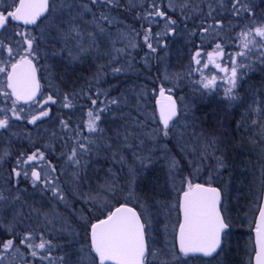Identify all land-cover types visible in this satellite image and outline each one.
<instances>
[{"label": "snow or ice", "instance_id": "snow-or-ice-1", "mask_svg": "<svg viewBox=\"0 0 264 264\" xmlns=\"http://www.w3.org/2000/svg\"><path fill=\"white\" fill-rule=\"evenodd\" d=\"M119 6V0H13L10 6L0 11V31L7 32L12 22L40 29L39 37L32 35L30 31L14 33L23 42L21 45V40H16V49L12 44L0 40V52H6L8 57L7 60L0 58V74L4 77L0 81V89L10 90H4L0 94L14 97L10 109H0L4 113L3 118H0V129L8 130L11 127L8 111H11L16 120L24 118L21 115L24 109H17L21 101L38 108V114L31 115L29 124L37 125L38 121L49 117L50 111L46 106L56 104L57 101L52 95H48L41 103L38 65L42 58L47 60L49 56L60 57L67 64L80 63L89 57L95 60L107 58V64L97 66V73L93 77L95 79L109 67L113 75L123 71L122 67L113 65L118 63L121 55L131 56L129 48L135 50L140 46L136 38H142L143 45L150 53H156L158 47H166L161 42V37L174 34L177 21L162 10L156 0H151L150 10L137 15V19L147 21L146 28L141 26L143 31L132 29L129 32H112V28L120 21L108 13ZM220 6L224 7L223 0ZM93 8H106L108 11H101L97 15ZM169 8L173 12L179 10L185 20L191 18L187 15L192 9L191 0H170ZM208 8L207 17L212 18L215 23L205 27L202 21L199 25L202 36L210 30L224 28L223 23L215 20L213 13L217 10L212 3L208 4ZM231 13L236 18L244 14L251 17L249 23L243 25L235 35L232 34L234 26L231 24L226 33L227 43L239 50L226 53L225 43L219 41L215 42L212 51L205 52L203 48H196L185 73L188 77L199 74L200 79L192 83L201 95L215 90L219 78L227 85L223 89V97L229 103L237 99L235 90L243 75L240 70L252 68V64L245 61L253 48L259 49L258 59L264 64V14L257 17L249 0H231ZM89 14L91 19L86 18ZM156 18L164 21V30L154 34L152 25L158 22ZM256 37L260 40L257 41ZM41 42L48 46L43 53ZM118 43L123 44V47L117 48ZM210 67L215 70L211 78L205 75V70ZM164 79H171L176 82L174 86H178V81L183 76L165 75ZM172 92L173 88L160 85L156 98L158 120L155 112L145 114L144 106L140 103L145 95L143 90L137 93L134 108L136 115L132 111H122L123 107H127L126 97L123 96L99 101L101 106L98 107L101 95L98 90L97 98L90 95L87 97L92 107L83 113L75 128L71 127L69 120L60 119L61 129L66 133L71 132L66 139L61 137L66 151L62 150L60 153L64 166L71 169L68 188L71 200L61 186L59 176L53 175L57 172V167L46 160L44 151L36 148L30 155L20 153L16 158V167L12 168L10 174V180L12 177L16 178L15 186L0 190V228L10 237L0 241V264H3L5 254L9 253L19 255L24 264H188L189 258L197 254L211 258L206 264H211L212 260L219 264L218 257L225 252L231 236L232 220L227 214L222 189L213 186L212 176L209 175L206 182H198V177L205 161L214 160L216 171L225 167L222 141L215 132H205L194 113L189 121V109L187 106L178 108ZM80 94L74 91L64 93L61 107H76L74 101ZM103 94L107 97L106 92ZM255 111L261 114L264 113V108H257ZM104 113H111L113 118L118 116L122 121L115 130L114 137L107 136L100 126ZM182 120L185 123L182 124ZM151 124L157 126L151 127ZM252 126L258 129L252 137V143H259L261 159L264 160V121L253 119ZM237 127L242 128L243 122ZM52 135L55 137L56 134ZM172 140L176 141V153L168 147ZM147 142H151L153 147L148 148L145 153ZM45 147L53 150L50 145ZM157 149L163 153L162 158L167 168L166 183L175 196L171 202L156 201L150 204L151 194L141 187V182L145 179V173L159 158ZM126 150L131 151L135 166L128 165L124 154ZM101 151L109 154L105 158L111 160L113 167L107 169L103 183L97 182L93 187L87 170L92 157H98ZM9 155L10 150L0 149V161ZM182 160L192 169L187 175H183ZM41 163L45 167L40 168ZM23 165L31 166L32 187L36 189L42 184L43 191L51 192L50 199L63 204L70 210L75 221L81 224L82 241L79 239L81 231L72 227L71 222L55 206L42 213L40 209L28 206L29 211L25 214L26 204L22 202V190L18 187L21 177L29 179V170ZM116 165H119L121 171L127 167L126 177L120 176L115 169ZM121 179L124 180L123 183ZM260 192L264 194V167L261 169ZM76 203L82 207L75 208ZM153 207L162 210L166 217H171L173 211L177 213L176 222L171 225V233L168 232L169 224L164 225L165 234L171 235L172 239L162 248H156L150 243L153 227L150 209ZM256 210L255 264H264V202ZM6 211L13 213L7 226L3 222ZM33 213L43 216L44 226L40 227L38 222L36 227L29 225L18 231L17 225H22L25 219H31ZM54 222L62 225L56 234L57 238L60 233H67L72 237L68 246L74 243L80 245L77 261L66 260L63 255L53 257V250L61 247L49 238L53 229L48 225H54ZM25 255L31 257V261L25 259Z\"/></svg>", "mask_w": 264, "mask_h": 264}, {"label": "trees", "instance_id": "trees-1", "mask_svg": "<svg viewBox=\"0 0 264 264\" xmlns=\"http://www.w3.org/2000/svg\"><path fill=\"white\" fill-rule=\"evenodd\" d=\"M203 1L205 3L209 2V0H191L192 9L187 13V15L191 18L187 20H185L184 16L179 11L173 12L170 10H166L163 0H156V3L162 10L167 11L168 15L177 21L175 25V32L178 35H180V33H183L184 35L185 32H189L191 29L195 30L196 32L198 29H200L201 32V28L199 27V25L202 23V21L204 22V26L207 24V22H209V24L215 23L213 19H210L209 21V17H207V12L202 13L199 11H195V4L197 3L203 7ZM249 2L253 6V10L256 16L259 10L262 11L264 9V0H249ZM119 4V7L113 9L110 13H108L111 16L115 17L118 21H120L119 24L115 25L112 28L113 33H115L117 30L129 32L132 29H136L137 31H143L141 26L143 25L144 28L148 26L147 21L137 19V15L143 14L145 10H150L151 0H119ZM223 5L224 7H220V9L217 10L227 11L230 9L231 12V0H224ZM101 11L107 12L108 10L106 8H97L94 10L97 15H99ZM262 13H264V10L262 11ZM215 14L216 13H214V15ZM261 15H259L258 17H260ZM229 16L230 17L221 15L220 21H222L223 19V23L226 24L229 23L232 18H234L235 21L244 23L243 25H245L249 23L247 19H251V17H249L247 14H244L239 18L234 17L232 13L229 14ZM156 20L158 22L152 25V32L154 34L157 32H162L164 30V21L160 20L159 18H156ZM12 24L16 25L17 23L12 22ZM183 35L182 37H178L177 42H175V39L177 38H172V41L174 43H178L182 46H185L187 42L183 39ZM171 36L172 35L161 37V42L163 44H166V47H158V51L156 53H150L146 46L143 45L142 38H136L140 46L137 47L135 50H128L131 53V56H120L118 63L114 64L113 66L122 67L123 71L115 75L112 74L111 68L109 67L105 69L104 73L93 79V77L97 73V66L99 64H107V58L95 60L89 57L88 59L80 63L67 64L66 61L62 60L60 57H57L56 60L49 62L50 68L53 66L52 68L56 70V73L53 77V81L56 84V89L58 93L57 101L61 103L62 96L66 92L74 91L76 93H81L77 96L76 100L74 101L76 107L72 109H64L61 107V104L60 107H53L50 110L49 117L45 118L44 132H42L43 139L41 140H38L37 136L33 135L37 131L30 133L28 141L14 139L0 140V149L10 150V155L0 161V183L5 184V182L9 181L12 168L15 167L13 163L15 157L19 156L22 152L25 153V155H30L31 152L35 151L36 148H41L42 151L45 152L46 160L51 161V163L57 167V172L53 175L59 176L60 184L64 188L65 192L68 193L69 200H71L72 196L68 192V188L70 185L71 169H68L66 168V166H64V161L60 156L62 150L66 151V149L63 148L64 140H62L61 137H64L66 139L68 135H71V132L66 133L64 130L61 129V125L59 122L60 119L69 120L71 127L75 128L77 123L82 118L83 113H85L88 108L92 107L91 102L87 97L90 95L92 96V98H97L96 93L98 90L101 93L98 98V107L101 106L99 104V101L105 100L106 98L111 99L113 97L123 96L126 97L125 103L127 104V107H123L122 111H132L133 115H136L134 108L137 103V93L143 90L145 92V95L141 98L140 103L144 106V110L151 108L154 112L156 110V98L154 89L159 88L160 83L162 82L161 80L163 79L162 74L159 70L158 63L162 58L165 57V55L167 56L169 61L170 59L172 60V56L169 54L171 53L169 51V43L171 42ZM190 39V45H187L188 47L185 49V53L192 52V47L195 49L209 48L206 44H202L203 47L198 44L199 40L197 34H194L193 37L190 35L189 40ZM217 41L223 43L219 36L218 39L214 38V44ZM116 47H123V44L118 43ZM245 75L248 81L264 85V66H259L258 69L253 71L248 69ZM240 86L241 83L239 84V87ZM51 91L53 90L51 89ZM105 92L107 93V97L103 94ZM225 105H228V103L224 102L223 106ZM200 107L201 106L199 105V108L196 109V117L197 120L200 122L203 130L205 132H215L216 136L219 137V139L222 141L221 147L223 148L224 152H227L226 158L230 165L233 164L235 166L236 164V166H238H235L236 168L244 167L246 164L245 161H242L244 156L243 149L252 147L247 144V139H249L250 137L249 133H241V129L235 127L234 114L224 112L223 114H221L223 115V123L220 126L222 130H219V124L217 123V120H213V118L209 116L206 117L205 113L208 111H206V109L203 107L202 109H200ZM83 118L86 119V116H84ZM121 123L122 121L119 119L118 116L116 118H113L111 113H104L101 117L100 126L105 130L107 136L114 137L115 130L120 127ZM0 133H6V135H8L10 133H14V131H10L8 129ZM53 133L56 134L55 137H53ZM220 135L222 136V138H220ZM237 142H240L241 146H235ZM161 143H163V141ZM175 144V140H172L168 143V147L172 150L173 153H176L177 151ZM45 145H50L53 150H49L45 147ZM146 147L152 148L153 145L150 142L149 144H146ZM158 153L159 149H157L156 152L159 158L148 170V172L145 173V179L141 182V187L144 188L146 191L150 192L151 195H155V197H164V193L159 190L157 183L153 182V179L157 181L160 178L163 179L164 176L165 178L167 177V168L165 161L162 157H160ZM124 154L126 156V159L134 160L131 151L126 150ZM108 155L109 154L101 151L98 157H92V162L87 170V175L90 178L89 182L93 185V187L97 182L103 183L104 177L107 173V169L113 167L111 160L105 158ZM132 166H135L133 162ZM182 167L184 168L183 175H186L189 171H192V169L188 167L187 162L183 160ZM126 168L127 167H125L123 171H121L119 165L115 166L116 171L120 174L121 177L127 176L125 175V173L127 174V172L125 171ZM198 181H202V179L199 178ZM28 182L31 183L30 174ZM123 182L124 180L121 179V183ZM5 188L8 187L4 185V187H0V190H3ZM42 189L43 187L40 186L36 189L29 187L27 195H25V190L21 189L22 202H25L26 204V206L24 207L25 214L27 215L29 211L28 206L40 209L41 213L46 212L51 207L55 206L58 212L65 216L71 222L72 227H75L76 229L81 231V237L83 238L81 224L77 223L75 219L70 215V210L66 209L63 204H59L55 200L50 199L51 192H45ZM85 190H87V185L85 186ZM5 195H8V192H5ZM74 206L77 209L82 207V205L79 203H76ZM11 215L13 216V213L11 211H6L3 214V217L7 218ZM38 219L41 222L43 216L37 213H33L31 219H29V225H31L32 227H36L38 225ZM39 226L43 227L44 225ZM26 227H28L27 219H25L24 226L22 224V228L20 229V231ZM48 227L50 229H53L52 234L50 236L53 240V243L60 245L61 247L59 249L71 251L72 246H68V241L71 240L72 237L67 235V233H60L59 239H57L56 234L57 232H59L60 229L52 225H48ZM235 228L237 227L235 226ZM239 231L241 232L240 234H238V237H236V234L234 235L236 249L235 247L231 246L234 249H228L227 254H221V256L218 257V261L220 262V264H252V260L248 259L249 255H247V258L244 257L246 252L243 249H238L239 243H237L240 238H242V241L243 239H246V236L244 234L247 232H251V229H241ZM8 237L9 235L5 232V230L0 229V241L8 239ZM24 251L26 252V250ZM4 257L9 258L11 264H24V260L21 259L19 255L9 253L5 254ZM25 259L31 261V257H28L26 255ZM189 260V264H206V262L211 260V258L206 259L202 257H191L189 258ZM211 264H217V261L212 260Z\"/></svg>", "mask_w": 264, "mask_h": 264}, {"label": "rangeland", "instance_id": "rangeland-1", "mask_svg": "<svg viewBox=\"0 0 264 264\" xmlns=\"http://www.w3.org/2000/svg\"><path fill=\"white\" fill-rule=\"evenodd\" d=\"M172 2H175V0H172ZM12 3H13V0H0V9L4 10L8 6H10ZM163 3L165 4L166 10L172 11V9L169 8L170 0H163ZM209 3H212L213 8H216V10L220 9L221 7L220 6L221 0H209V2L207 3H205L204 1L202 2V5H204L203 7L196 3L194 9L196 12L199 11L202 13L204 12L208 13ZM223 3H224V0H223ZM95 9L97 8H93V11ZM262 11L260 10L258 11L257 17L261 15ZM215 13H216L215 15L213 13L215 20H219V21L221 20V17H220L221 15L230 17L229 14H231L230 9L227 11L217 10ZM86 18L91 19V15L90 14L87 15ZM210 19L212 18H209V21ZM247 20L249 21V18ZM220 22L223 23V19ZM230 24L234 26L232 29V34L235 35L236 33L240 31L244 23L235 21V19L232 18L229 23H226V24L223 23L224 25L223 29L210 30L207 34L203 36L201 35L200 29H198L197 32L191 29L189 32H185L184 35L183 33H180V35H178L175 32L174 34H172L171 42L169 43V51L171 52L169 54L172 56V60L170 59L169 61L167 56L165 55V57L162 58L160 62L158 63L160 73L162 74V77H163L160 85L164 84L166 88H173L172 94H174L177 97L180 108L187 106V108L189 109V121L191 119L192 113H194L196 116L197 114L196 109H198L200 105L201 106L200 109H202L203 107L206 109V111H208L205 113L206 117L209 116L213 118V120L214 119L217 120V123L219 124V130H222L220 126L223 123L222 121L223 115L221 114H223L224 112V113L234 114L235 127L238 128L237 125L243 122V127L239 128L241 129V133L247 132L250 135L249 139H247L248 140L247 144H249L252 147L243 149L244 156H243L242 161L243 162L245 161V164H246L244 167L236 168L238 167L236 166V164H235L236 167L233 164L230 165L226 158L227 152H224L222 148L224 160H225V167L219 169V171H216L214 160L205 161L204 168L199 173V177H198V179L201 178L202 181L206 182L208 179V176L211 175L212 183H216V182L220 183L222 190L224 192V204L227 209V214L231 217L232 228H233V230L231 231V236L225 248V252H224L225 254H227L228 249H234L233 247H235L236 249L234 235L236 234V237H238V234H240L241 232L239 230L241 229L250 230L251 226H253L252 223H253V220L257 212L256 209L258 208L260 199H261L260 182H261V169L263 167V160L261 159V146L259 145V143L257 144L252 143L253 135L258 132V129L252 126V120L258 119V120L264 121V113L258 114L255 111V109L257 108H264V85L256 84L252 81H248L245 75L248 69H241L240 71L243 73V75L241 79H239L237 89L235 90V94L237 95V99L235 101L229 103L224 99L223 89L224 87H227V85L224 84L223 81H221L219 78L217 79V88L215 90L205 95H201V92L197 91L192 83V81L200 79L199 74L196 73L192 77H188L187 75H185L187 71V66L190 63L191 54L195 50V48L192 47V52L190 53H185V49L188 47L187 45L191 42L192 38L189 40L190 35L193 37L194 34H197L198 40H199L198 44H200V46H202V44H206L207 47H209V48L204 49L205 52L212 51V49L215 46L214 38L218 39V36L221 38L223 43H225L226 53H233L235 51H238L239 49L237 47L227 43L228 38H227L226 33L229 32ZM208 25H209V22H207L205 27H207ZM20 31H30L32 35H35L37 37L40 36L39 28L24 27L20 24L18 25L17 23L16 25L15 24L10 25L9 30L7 32L3 31L1 40H4L6 43L12 44L13 48L16 49L17 48V45L15 44L16 40H21V45L23 43L21 37L14 35V33L20 32ZM182 35H183V39L187 42L185 46L184 45L182 46L178 43H174L172 41V38H177L175 39V42H177L178 37H182ZM255 39L257 41L260 40L259 37H256ZM249 47H252V45H249ZM45 48H48V46L43 44V42H41V52L42 53ZM50 51L51 49L49 48V53ZM258 55H259V49L253 48L252 52L249 53L248 59L245 61V63L252 64V68L250 69L251 71L258 69L259 66H264V64H261L259 62ZM0 58L7 60L8 59L7 53L0 52ZM56 59L57 57H51V56H49L47 60L42 58L39 61V64L43 68L41 69L43 70V74L45 76L44 77L45 86L48 88V92L54 93L57 98L58 93L56 89V84L53 81V77L56 73V70L52 68L53 66L51 68L49 66V62L54 61ZM45 65L47 66V70L49 71L47 76H46ZM214 71L215 70L210 67L208 70H205V75L211 78V74ZM176 74H180L183 76V79H180L178 81V86H174V84L176 83L175 81L171 79L170 80L164 79L165 75H168L171 77ZM3 79H4L3 74H0V81H2ZM240 83H241V86L239 87ZM51 89L53 91H51ZM158 89H154L155 98L157 97ZM4 90L6 89H0V93H2V91ZM44 96H45V93L43 94L42 97ZM181 97H183V100H181ZM8 98L9 97H4L2 94H0V109L8 108L7 106H5L7 105L6 101L8 100ZM224 102L228 103V105L223 106ZM144 111L146 115H151L153 113V110L151 108L146 109ZM154 112L158 118L157 111L155 110ZM3 116H4V113L0 112V118H3ZM181 123L183 124L185 123V121L182 120ZM14 124L15 122L11 121L10 128L15 127ZM198 124L201 127V124L199 121H198ZM156 126H157L156 124H151V127H156ZM189 131H191V129H189ZM220 138H222L221 135H220ZM149 143L150 142H147L146 144H149ZM235 146H241L240 142H237ZM147 149L148 147H146L145 145V152ZM158 154L160 155V157H163V153H161L160 151ZM219 154L220 153H217V155ZM127 161H128V165H132V162L134 163V160L132 159H127ZM125 171L127 172V168ZM125 175L127 174L125 173ZM166 181H167V177L165 178V176L163 177V179L160 178L157 181L153 179V182L157 183L159 190H161L164 193V197H161V196L155 197V195L152 194L151 199L149 201L150 204L155 203L156 201H161V202H171L172 201V198L175 196V193L169 191L168 184L166 183ZM24 190H25V195H27L28 189H24ZM150 213H151L152 221H153L150 243L154 244L156 248H162L165 246L166 243H168L172 239L171 235L165 234L164 225L166 223L169 224L168 232L171 233L172 232L171 225L176 222L177 213L173 211L171 213V217H166L164 212L162 210H159L156 207L151 208ZM12 217H13L12 215L7 218L3 217V222L5 226H7L8 223L12 220ZM27 221H28V226H29L30 224L29 219H27ZM42 221L40 222L39 219L37 220V222H40L39 225L41 226L43 225ZM23 226H24V223H23ZM52 226H55L59 229H61L62 227V225L58 222H54V225ZM235 226L237 228H235ZM21 228H22V225H17L18 231H20ZM0 229H3V228H0ZM77 231L79 230L77 229ZM250 234L252 236V246H251ZM244 235L246 236V239H243L242 241V238H240L239 241L237 242L239 243L238 249L245 250L246 254L244 255V257L247 258V255H249L248 259L252 260V254L254 253L253 232L252 233L247 232ZM50 236L49 238L51 239ZM79 239L81 241L83 240L81 236L79 237ZM71 246H72L71 251H65V249H59V248L54 249L52 252L53 257L63 255L65 256L66 260L77 261L79 257L78 249L80 245L74 243ZM9 260H10L9 258L4 257L3 264H11ZM189 263H190V260H188V264Z\"/></svg>", "mask_w": 264, "mask_h": 264}, {"label": "flooded vegetation", "instance_id": "flooded-vegetation-1", "mask_svg": "<svg viewBox=\"0 0 264 264\" xmlns=\"http://www.w3.org/2000/svg\"><path fill=\"white\" fill-rule=\"evenodd\" d=\"M0 11H2L0 9ZM12 25V24H11ZM24 27H35V26H24ZM3 34V31H0V40H1V36ZM38 67H40V71H39V78H40V82H41V93L42 96L45 93V96L41 98V103L43 102V99H46L48 95H52L54 96L53 98L57 101L56 95L52 92H48V88L45 86V79H44V74H43V68L42 66L39 64ZM42 68V69H41ZM49 71L46 70V76L48 75ZM7 91H10L8 89H6ZM12 99H14V97L8 98L7 102V106L9 109L12 107ZM60 102L57 101L56 104H49L46 107L49 109V111L53 108V107H60ZM19 108H23L24 111L21 113L22 117H24L21 120H16L13 116L11 111L7 112V115L10 117L11 121L15 122V127L10 128L9 130L14 131V133H10L8 135H6V133H0V140H8V139H14V140H22V141H28V138L30 137V133L32 132H36L33 135L37 136L38 140L43 139V135L42 132H44V121L45 118L42 121H38L37 125H32L28 123V120L31 118L32 114H38V108L36 105H33L31 103L29 104H24L22 102H20L17 105V109ZM6 130L0 129V132H3ZM41 149V148H40ZM42 150V149H41ZM26 156V155H25ZM16 158L13 160L14 166L16 167ZM44 164L41 163L40 164V168L43 167ZM22 167L27 168L29 170V174L31 172V166L30 165H23ZM263 167H264V160H263ZM40 168H37V170H40ZM198 182H204V181H198ZM16 184V178L12 177L11 180L9 178V181L5 182V184H1L0 183V187H4V185L8 188H12L13 186H15ZM213 185L219 187L222 189L221 184L220 183H213ZM19 189H28L29 187H32V183L28 182V180H24L23 177L20 178V182L18 184ZM40 187H43V185L41 184ZM33 188V187H32ZM223 192V190H222ZM224 195V192H223ZM262 197V194H261ZM257 214V213H256ZM256 218V215H255ZM255 218L253 220V226H251V231L253 232V229L255 228L254 226V221ZM233 230V228L231 229V231ZM250 232V233H252ZM251 237V246H252V236L250 234ZM254 236H253V249H254ZM255 252V251H254ZM254 254V253H253ZM253 254H252V258H253ZM193 257V256H192ZM200 257V256H197Z\"/></svg>", "mask_w": 264, "mask_h": 264}, {"label": "water", "instance_id": "water-1", "mask_svg": "<svg viewBox=\"0 0 264 264\" xmlns=\"http://www.w3.org/2000/svg\"><path fill=\"white\" fill-rule=\"evenodd\" d=\"M23 25V24H22ZM38 77H39V72H38ZM40 79V78H39ZM41 83V82H40ZM159 92V91H158ZM173 95V94H172ZM157 98H158V93H157ZM173 98L177 100L176 96L173 95ZM22 102V101H21ZM23 103V102H22ZM155 104H156V101H155ZM177 105H178V108H179V103H178V100H177ZM156 110H157V106H156ZM157 113H158V110H157ZM159 115V113H158ZM215 186V185H213ZM217 187V186H216ZM264 202V194H262V200H261V203ZM258 218V213H257V216H256V219ZM255 219V220H256ZM255 229V228H254ZM253 229V236H254V244H255V231ZM196 256H199V254H197ZM202 257V256H201ZM204 258H208V257H204ZM252 264H255V252L253 254V258H252Z\"/></svg>", "mask_w": 264, "mask_h": 264}]
</instances>
